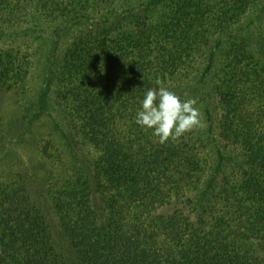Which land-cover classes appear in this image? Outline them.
<instances>
[{
  "label": "trees",
  "instance_id": "1",
  "mask_svg": "<svg viewBox=\"0 0 264 264\" xmlns=\"http://www.w3.org/2000/svg\"><path fill=\"white\" fill-rule=\"evenodd\" d=\"M36 19L55 24L42 102L55 88L77 175L67 194L24 164L0 183V264H264V0H0L1 34ZM157 80L202 128L161 144L136 124ZM129 204L162 245L125 235Z\"/></svg>",
  "mask_w": 264,
  "mask_h": 264
},
{
  "label": "rangeland",
  "instance_id": "2",
  "mask_svg": "<svg viewBox=\"0 0 264 264\" xmlns=\"http://www.w3.org/2000/svg\"><path fill=\"white\" fill-rule=\"evenodd\" d=\"M254 23L250 26H255ZM30 24L31 29L26 33L0 32V55L5 59L12 57L13 67L19 74L9 73L10 80L0 85V166L7 168L0 173V183L10 186L24 164L26 173L48 178L47 188L51 191L62 188L61 192L67 194L69 182L74 183L77 175L76 152L53 107L56 99L52 102L51 98L55 88H50L48 102H42L44 83L52 63L55 24L38 19ZM65 30L67 32L63 30L64 35H60L59 50L64 46L60 43L68 38V29ZM91 151L92 156L99 155V150ZM119 194L120 207L125 208L127 204ZM132 206L129 204L128 210L121 213L125 235L145 240L141 241L144 245H151L153 240L156 245H162L165 233L161 226L156 227L151 216L141 214ZM248 215L240 217L244 225ZM235 219L236 216L227 217L228 221L235 222Z\"/></svg>",
  "mask_w": 264,
  "mask_h": 264
},
{
  "label": "clouds",
  "instance_id": "3",
  "mask_svg": "<svg viewBox=\"0 0 264 264\" xmlns=\"http://www.w3.org/2000/svg\"><path fill=\"white\" fill-rule=\"evenodd\" d=\"M156 83L159 87L147 90L141 101V108L135 117L137 125L153 130V135L161 144L170 139L177 140L185 133L204 126L195 99L182 100L162 81L157 80Z\"/></svg>",
  "mask_w": 264,
  "mask_h": 264
}]
</instances>
